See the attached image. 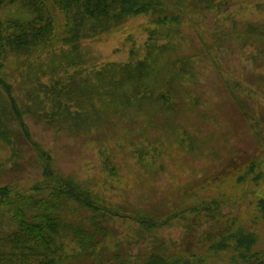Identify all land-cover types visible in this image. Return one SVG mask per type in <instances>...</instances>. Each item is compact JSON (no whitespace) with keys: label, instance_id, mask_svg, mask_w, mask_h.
<instances>
[{"label":"rangeland","instance_id":"374dc122","mask_svg":"<svg viewBox=\"0 0 264 264\" xmlns=\"http://www.w3.org/2000/svg\"><path fill=\"white\" fill-rule=\"evenodd\" d=\"M216 2L187 0L179 11L175 4L163 8L169 16L163 24L152 22L157 13L130 17L121 31L85 39L76 51L58 42L57 53L77 61L63 75L55 52L7 58L2 72L26 129L48 152L57 175L90 187L121 210L155 218L201 208L211 199L221 203L218 220L200 222L185 212L148 230L111 220L104 259L117 252H162L220 257L217 264H226L236 251L212 248L239 231L255 233L253 250H264V219L256 206L264 199V0ZM140 59L147 65L137 81L122 76L113 83L102 70L93 72L106 62ZM69 73L65 99L72 101L64 112L52 106L56 99L44 93L43 84L52 74L66 80ZM0 105L1 119L19 136L0 137V185L26 189L45 181L38 153L15 117L11 121L3 91ZM3 217L5 229L12 222ZM85 256L64 264L97 262Z\"/></svg>","mask_w":264,"mask_h":264},{"label":"trees","instance_id":"16d2710c","mask_svg":"<svg viewBox=\"0 0 264 264\" xmlns=\"http://www.w3.org/2000/svg\"><path fill=\"white\" fill-rule=\"evenodd\" d=\"M215 1L202 0L208 6ZM221 1L217 0L216 3ZM186 3L187 0H0V91L5 93L8 103L11 104V121L15 117L23 130L21 134L37 151L42 174L46 178L45 181L35 182L26 189L8 183L0 185V215L14 225L12 227L9 222L5 225L7 227L4 226L5 229L0 226V264H64L69 258L84 255L95 259L97 262L94 264L223 262L220 257H172L161 251L147 257H139L138 253L121 257L117 252L114 257L104 259L103 242L110 231L108 223L111 220L135 222L146 230L168 225L176 217L182 218L185 212L194 213L200 222L218 220L222 216L221 203L211 199L202 202L201 208L187 207L176 214L155 218L145 213L133 214L121 210L100 198L90 187L57 175L48 164V152L29 135L23 121V110L16 103L17 97L13 93L12 85L2 72L9 55L30 54L34 51L41 55L51 51L56 53L55 61L63 69V75L77 61L76 57L68 59L65 55H59L57 51L61 49L56 46L61 43L58 42L70 43L71 50L76 51L85 39H95L106 33L121 31L130 17L157 13L158 16L152 22L163 24L169 19L168 15L162 14L163 8H171L175 4L179 11L180 7H186ZM146 65L141 59L134 64L106 62L93 72H103L106 75L104 79H111L113 83L122 76L129 81H137L142 78ZM53 76L52 74L44 82L50 85L47 89L43 84L44 93L56 99L52 104L55 109L66 112L72 101L65 97L71 93L68 82L73 79V75L67 74L66 80L61 76ZM4 108V105H0V113ZM50 116L46 115L49 121ZM5 122L0 117V137L18 139L17 133L13 132L14 128L11 131L8 127L10 121ZM256 206L259 216L264 219V199H257ZM80 209L84 211L81 215ZM9 226L10 229H7ZM256 237L255 233L249 231H239L234 236L229 234L222 237L220 245H215L217 247L212 248V251L218 248L226 252L236 251L235 254L227 256L226 264H264V250H253Z\"/></svg>","mask_w":264,"mask_h":264}]
</instances>
